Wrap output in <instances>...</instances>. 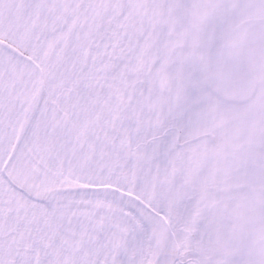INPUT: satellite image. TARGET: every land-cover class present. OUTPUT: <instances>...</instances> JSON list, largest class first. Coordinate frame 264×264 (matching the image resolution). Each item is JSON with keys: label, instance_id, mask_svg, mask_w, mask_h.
I'll return each instance as SVG.
<instances>
[{"label": "snow or ice", "instance_id": "1", "mask_svg": "<svg viewBox=\"0 0 264 264\" xmlns=\"http://www.w3.org/2000/svg\"><path fill=\"white\" fill-rule=\"evenodd\" d=\"M0 264H264V0H0Z\"/></svg>", "mask_w": 264, "mask_h": 264}]
</instances>
